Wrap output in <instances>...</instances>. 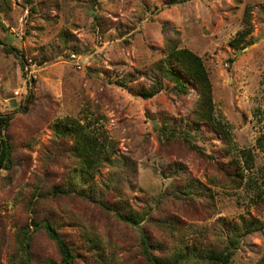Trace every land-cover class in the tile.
I'll return each mask as SVG.
<instances>
[{
	"label": "rangeland",
	"instance_id": "1",
	"mask_svg": "<svg viewBox=\"0 0 264 264\" xmlns=\"http://www.w3.org/2000/svg\"><path fill=\"white\" fill-rule=\"evenodd\" d=\"M246 11L251 32L234 48ZM170 41L201 58L227 140L194 116L198 87L184 79L181 93L162 75ZM158 80L154 96L139 94ZM0 114L12 117L13 148L11 169L0 171L2 264L21 260L18 228L32 230L33 216L55 225L73 264H155L144 239L160 257L193 243L221 248L231 229L244 235L228 264H264V0H0ZM66 124L109 148L89 179L71 175L77 158ZM166 125L187 130L197 149L166 139ZM74 180L82 183L75 192L29 207L39 187L48 193ZM185 183L189 194L176 193ZM78 190L144 218L119 222ZM31 240L29 264L60 263L43 229Z\"/></svg>",
	"mask_w": 264,
	"mask_h": 264
},
{
	"label": "trees",
	"instance_id": "2",
	"mask_svg": "<svg viewBox=\"0 0 264 264\" xmlns=\"http://www.w3.org/2000/svg\"><path fill=\"white\" fill-rule=\"evenodd\" d=\"M244 20V29L239 32L236 37L230 42V45L234 48H238L239 45L245 41L246 36L251 32V26L249 21V15L246 11L243 17ZM14 51L15 54L21 56L22 63L25 62L23 59V53L19 52L16 48H11L10 51ZM9 51V50H8ZM165 57L160 66V71L164 78L167 81L174 83L175 89L180 91L181 93H185L187 91V86L184 79H187L193 82L199 90V99L197 102V107L194 111V116L198 121L207 122L209 125L217 129L220 133L224 135V138L227 140L229 138L228 133L224 130L222 123L219 120H216L213 117V100H212V89L211 82L209 80L207 71L205 66L201 60V58L189 51L186 48H178L177 44L173 41L168 42L165 49ZM231 62V60H230ZM158 87L153 89H140L139 94L143 98H150L154 96L159 89L162 88V83L158 80L156 82ZM27 102H31L29 99ZM12 117L8 114H0V171L2 169L10 170L13 164V148L11 143L9 142V136L6 133L7 128L9 127L10 121ZM65 127H70V131L74 134V142L72 144V151L75 157L77 158L76 167L78 170L72 172V176H81L89 179L96 172V168L99 164L100 157L103 153L108 152L109 148L104 146L99 140L93 136L89 131H87L83 126L75 124L70 125L66 124ZM162 135L166 137V139H175V138H183L185 142L188 143L191 149H197V146L192 144L188 137H191V134L187 130H179L177 131L174 128H169L168 125L163 126L159 131ZM178 132V134L176 133ZM63 134L67 133L63 131ZM262 147L263 144L259 142ZM245 159L247 162L250 160V154L248 152H243ZM82 185L81 182L72 181L68 183H63L62 185H55L48 193L41 192V187L35 192L38 193V198L33 196L30 197L29 207L31 205H35L34 200H41V197L45 199L46 196H58L60 195H70V193L75 192L74 187ZM192 185L190 183H185L183 188L180 191H176L178 194H189L192 189ZM37 188V186H36ZM76 197L86 198L88 201H97L92 195H86L83 191H76ZM99 204L102 206L103 210L107 212H112L116 219L119 222L139 225L143 220V216H140L138 213H133L131 210L124 209L123 203H112L109 204L103 199L99 200ZM35 209L32 208V212ZM37 216H33L30 219L29 225H32V230H29L28 223L21 224L18 228L20 231V238H18L20 242L21 249L24 250V253L21 252L20 261L8 260L9 264H29L30 256L26 252V250L30 249L31 245V237L32 234L39 229H43L46 235L53 239L57 246L61 256L60 263L47 261V264H73L74 254L73 247H70L68 242L62 238L59 234L55 225L47 220V219H37ZM172 219V218H169ZM174 221H170L169 225L172 229ZM246 232L250 233L254 231L250 226L245 227ZM179 233L180 230H170ZM244 233L241 232V235L234 229L229 230L226 241L221 248H214L211 245L204 246L202 248L201 245L197 243H193L190 246L186 245L183 248H180L178 251H173L169 255L165 256H157L149 250V246L147 245V241L144 239L142 244L144 248V253L148 261L155 264H185L187 262H206L208 264H228L233 255V249L236 247L239 237L243 236ZM145 238V237H144ZM201 246V247H200ZM159 247V246H153ZM96 248V247H95ZM94 248V249H95ZM0 264H2L0 262Z\"/></svg>",
	"mask_w": 264,
	"mask_h": 264
},
{
	"label": "built area",
	"instance_id": "3",
	"mask_svg": "<svg viewBox=\"0 0 264 264\" xmlns=\"http://www.w3.org/2000/svg\"><path fill=\"white\" fill-rule=\"evenodd\" d=\"M71 56L74 58L75 57V55L74 54H71Z\"/></svg>",
	"mask_w": 264,
	"mask_h": 264
}]
</instances>
